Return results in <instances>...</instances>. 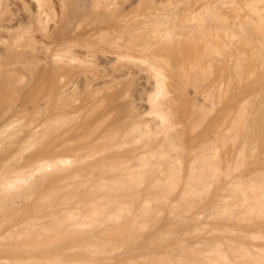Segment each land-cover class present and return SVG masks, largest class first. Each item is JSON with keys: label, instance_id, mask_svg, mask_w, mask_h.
I'll return each mask as SVG.
<instances>
[{"label": "bare ground", "instance_id": "bare-ground-1", "mask_svg": "<svg viewBox=\"0 0 264 264\" xmlns=\"http://www.w3.org/2000/svg\"><path fill=\"white\" fill-rule=\"evenodd\" d=\"M172 2L0 0V102L19 100L0 120V141L14 140L2 147L23 156L7 165V155L0 170V203L22 224L0 233L14 240L2 250L15 251L0 264H264V221L252 220L264 217V171L251 170L249 183L235 173L244 154L238 161L231 151V32L203 22L207 2L187 1L199 7L193 13ZM168 3L171 11L160 10ZM48 132L47 153L44 144L28 153ZM43 182L50 186L41 191ZM170 194L216 197L234 223L214 225L215 236L193 245L176 235L171 248L105 260L137 244L136 233L153 225L150 200ZM240 221L253 229L239 230ZM171 231L141 245L162 244Z\"/></svg>", "mask_w": 264, "mask_h": 264}, {"label": "rangeland", "instance_id": "rangeland-1", "mask_svg": "<svg viewBox=\"0 0 264 264\" xmlns=\"http://www.w3.org/2000/svg\"><path fill=\"white\" fill-rule=\"evenodd\" d=\"M137 1L138 0H136V2ZM170 1H171V3H173L172 2L173 0H170ZM179 1L180 2L182 1L181 4H180V2H179V4L181 6L183 5L185 7V9L187 10V12L191 9L192 13H193V10H195L198 7V5L200 7V4L202 5V4L207 2V4L210 5L211 7H209V9H208L206 7V5H203V6L206 7L208 10L206 8H204L203 6L200 7V8H202V9H200V10H202L201 12L204 11L207 13V15H205L206 13L203 12L205 16L204 15L201 16V17H204L203 22L209 23V22H212L213 19H214V23H213L214 25H218V23L221 24V22L222 23L225 22L226 25L224 24V26H226L227 29L231 32L230 38H232V39H230V40H231L232 44L229 43V47H230L229 49L232 52L231 53L232 62L230 65V66H232V68H230L231 69V75H230L231 79L229 81L230 82L229 84H231V85L229 87V89H230L229 92H230V98L232 97L231 98L232 99L231 109L233 111L231 110L232 111L231 114H234L233 116L231 115V118L233 119V121H231V126L233 127V128L231 127L232 138L234 141V142L232 141L231 151L233 152L232 155H234L235 157L240 156L238 158V161L241 158L242 154H244V158L242 156L243 160L241 159V161H240V163H242L241 164L242 166L241 165L238 166V169H239V167H241V170L240 171L234 170V171L236 174L244 173L245 179L249 180L251 170H252L251 172H253L254 170H255V172L257 170L258 171L261 170L262 172L264 171V0H208V1L207 0L206 1L201 0L200 3L197 2V3H199L198 5L194 4L197 7L191 6V5L188 6L189 2L187 5V1H189V0H179ZM197 1H200V0H197ZM177 2H176V4H177ZM192 2H193V0H190V4ZM223 2H225V4ZM171 3H168L169 5L165 9H160V10L171 11V8L173 5ZM216 5L218 7H216ZM144 6L145 5H143L142 6L143 8H142L141 4H139V8H137V9L138 10L140 9L141 12H142V10L145 11V9L148 10V8H144ZM165 6H166V4H165ZM169 6H171V8ZM168 7L170 8L169 10L167 9ZM199 7L197 9H199ZM200 10L199 11L197 10L194 12L199 13ZM187 12H185V13H187ZM142 13H144V12H142ZM192 13H190V17H191ZM187 15H189V13ZM187 15H186V18L188 17ZM192 17H194V16H192ZM209 17H210V20H209ZM211 18H213V19H211ZM197 19H199V17ZM17 102L19 104L18 99H16L15 101L14 100L3 101V103L0 102V120H2L3 118H6V116H8V114H10V111L15 106L18 105ZM34 116H36V115L33 114L31 116V118L35 119L36 117H34ZM39 116L37 114V117H39ZM249 133H252L253 135L249 134ZM244 134L247 135L246 136L247 139H245V141H243V138H245V137H243V136H245ZM47 135H45L46 138L44 136H43V138H41V139H43V140H41L42 141L41 143H39L40 142V140H39L35 144L31 145L29 147L30 150H28V153H30L31 151L37 152V151L42 150L43 149L42 144H44L43 145L45 147L44 151H46V153H47V149H49V148H47V146L49 144H51V139H52L50 132H48ZM16 136H17V138H19L20 134H19V136H18V134H14L12 136L14 138H12V137L11 138L16 140L17 139V138H15ZM241 137H243V138H241ZM2 139L3 138H1V141H3ZM4 139H5L4 144H5V141H7L6 144L8 143L7 139L10 140V138H4ZM46 139H48L47 141L49 143L46 141ZM10 142H11V140L8 143L9 145H11V143H13L14 140H13V142H11V143ZM239 142H241L240 144H242V142H246L247 144L248 143L249 144L247 145V147H245L246 144L244 143L245 145L242 144L241 145L242 148H241V146L238 145ZM2 144H3V142H1V144H0V170L5 169L6 167L8 169L9 167L7 166L8 165L7 162L11 163L12 158L17 159L16 160V164H17L18 161L21 160L20 156H22V154H20V151L18 153V151L16 150L17 155H15L16 152L12 151V154L15 153L14 154L15 157H14V155L9 157V153H11L12 148L10 147V148L6 149L5 146H7L8 144L3 146V147H2ZM13 145H14V143H13ZM13 145H12V147L14 149V146H16V145H14V146ZM36 145H37V149L35 148ZM49 147H50V145H49ZM16 149H17V147H16ZM24 150H26V149H23V151ZM236 151L242 152V153L237 152L241 155H239V154L236 155L237 154ZM26 152H27V150L24 151V154H26ZM43 153H45V152H43ZM7 155L9 157L8 159L10 161H8V159H6L7 161L5 160L6 161L5 163L7 164L5 167L4 159ZM16 156H17V158H16ZM15 159H14V162H15ZM235 159H237V158H235ZM243 164H244V166H243ZM263 173L260 172V174H262V175L259 177V179L261 177H262V179H264ZM244 174H242V175H244ZM57 177H59V176H57ZM257 177H258V174H257ZM51 179H53L54 181L53 180H50V181L57 182V180L59 178L55 179L53 177ZM65 180L66 179L62 178L55 185H57L59 187L60 184L62 185V183ZM48 181H49V179H48ZM61 181H63V182L61 183ZM249 183H252L251 180H249ZM44 184L47 186H50L46 182H43V186H41V185L39 186V189H40V187L43 188V189L41 188L42 190L40 189L41 191L45 190L47 187V186L45 187ZM49 184H51V187L53 186L52 188H54V187L56 188V186L53 185L52 183H49ZM36 189H38V188L36 187ZM47 189H48V187H47ZM40 190H38L37 193ZM250 191L251 190H248L249 194H252V192H254L253 189H252V192H250ZM46 192H45V194H46ZM33 193L34 192H32L31 194H33ZM50 193L52 195H49V196L54 195L52 193V191H50L49 194ZM35 195H36V193H35ZM170 195L171 196H169V197H154L152 200H150V202L152 203L151 204L152 208H153V211H152V224L153 225H150L148 229L141 230V233H136V235L138 234L141 237V239L136 242L137 244H134V245L128 244V245L120 246V247H118V250L115 253H109L108 251H106L104 259L110 260V261H118L119 259H123L124 257L126 258L127 256L132 255V254L135 255V257H140L141 254L146 252V251L159 252L160 250H163L162 245H165L164 247L171 248L173 246V244L175 243V241H177L176 239H178V238H176V235H178V236L181 235L180 237L183 239V241L185 243L193 245L194 243H196V241L200 237L212 236L215 233H217L216 231H214L212 229L214 227V225L219 224V223L220 224L229 223V225H230L231 223H234L233 220L230 223L231 219L228 218L226 216V214L223 213L221 210H218L219 206H218V204H215V203L218 202L219 199H217L216 197L192 198L191 202H189L190 200H188V199H190V198H187V197L185 198V197H181V196L176 197V196H173L172 194H170ZM22 199L24 200V198H22ZM30 199L31 198H27L28 202L30 203V207H31V205L33 203ZM228 200L230 203L236 202V205L237 204L239 205V203H237V202L240 200V198L239 197L236 198V196L231 195L228 197L227 201ZM26 202H25L26 206L29 205V203L27 202L28 203L27 204ZM187 202H189V203H187ZM2 204L0 203V207L3 208V210L0 209L1 210L0 216L4 214L3 216L7 217L6 219L4 217V219H3L4 221L0 220V222H2L0 224V233L3 234L6 231L8 232V229H9L8 227L11 224H14L13 226H21L22 224L19 225L20 224V223L18 224L19 221L15 222V220H18L17 219V217L19 216L18 212H15V213H17V215H13V213H11V212L8 213V212L4 211L5 210L4 204L3 205ZM35 204H36V202H35ZM170 204H171V206L169 208ZM234 205L235 204H233V206ZM236 205L234 206L235 208L237 207ZM40 207L41 206H39V209H40ZM36 208L37 207H35V210H36ZM39 209L37 211H39ZM41 210H43V209H40V211ZM21 211H20V213L25 212L23 214L30 212V211H28V209H27V211H25V210L23 212H21ZM10 213H11V215H8V216L6 215V214H10ZM56 213H54V214H56ZM35 214H36V212H35ZM38 215H39V213H38ZM45 215L48 216L47 214H45ZM45 215H43V216L39 215V217L40 216L45 217ZM22 216H27V215H22ZM56 216L59 218L62 216V213H60V214L57 213ZM33 217H34V215H33ZM39 217L37 216L35 218V220L37 219L36 220L37 222L42 221V220H38ZM41 217L39 219H41ZM49 217H47V218H49ZM0 218H3V217L1 216ZM20 218H21V216H19V219ZM45 220H48V219H45ZM252 220H255L256 222L262 223V221H264V217L259 218V215H256L255 217H253ZM12 221H13V223H12ZM240 222H238L239 225L237 224L238 227H240L239 230H241V227H243L244 229L248 228V230L253 229L250 227L249 223L247 224V221L244 222L245 226L242 223L243 221L241 222L242 226L240 225ZM199 223H201V224H199ZM196 224L200 225L199 229H201V227L203 228L202 231L192 230V227L196 226ZM230 226H232V225H230ZM254 226L258 227V223H256V225L254 224ZM254 226H252V227H254ZM11 227H12V225H11ZM16 228H18V227H16ZM166 228H172V231L162 238V241H161L162 244H159L156 246L155 242H157V240H155L150 247H144L141 245L142 241H144L145 239H149L151 237H154V239H155L156 235H158L160 232L164 231ZM2 230H3V232H1ZM16 230H18V229H16ZM10 231H12V230H10ZM262 235H264V233H262ZM5 240L1 239L0 242L2 241L5 243H9V241H11L9 245L10 246L13 245L14 240H12L10 238H9V240H7V239H5ZM258 242L264 243V241H261V239ZM5 243H4V246H3V244L0 246V248H1L0 249V252H1L0 258L1 259H4L5 256L4 257H2V256L4 254L7 255V252H8V254L9 253L11 254V252L13 253V251H14L13 248H12L13 251L11 250V252H9L10 250L8 251L7 249L2 250V248H5L8 245V244L5 245ZM21 246L25 247L28 245H21ZM129 247H131V248H129ZM2 251H4V253Z\"/></svg>", "mask_w": 264, "mask_h": 264}]
</instances>
